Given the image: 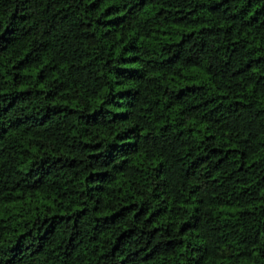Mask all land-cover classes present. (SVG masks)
<instances>
[{"label": "trees", "instance_id": "16d2710c", "mask_svg": "<svg viewBox=\"0 0 264 264\" xmlns=\"http://www.w3.org/2000/svg\"><path fill=\"white\" fill-rule=\"evenodd\" d=\"M0 264H264V0H0Z\"/></svg>", "mask_w": 264, "mask_h": 264}]
</instances>
